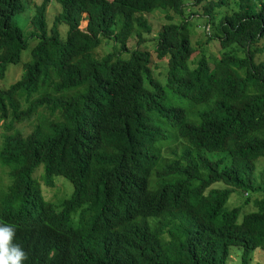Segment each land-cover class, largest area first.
Returning <instances> with one entry per match:
<instances>
[{"label":"trees","instance_id":"obj_1","mask_svg":"<svg viewBox=\"0 0 264 264\" xmlns=\"http://www.w3.org/2000/svg\"><path fill=\"white\" fill-rule=\"evenodd\" d=\"M27 1L0 0V78L29 55L0 89V224L22 264H227L232 247L250 262L264 249V0L222 17L230 0H51L52 27L43 0L32 45L14 22ZM159 9L180 19L155 34ZM197 19L219 55L195 47ZM234 194L256 210L229 209Z\"/></svg>","mask_w":264,"mask_h":264},{"label":"rangeland","instance_id":"obj_2","mask_svg":"<svg viewBox=\"0 0 264 264\" xmlns=\"http://www.w3.org/2000/svg\"><path fill=\"white\" fill-rule=\"evenodd\" d=\"M43 0H28L25 2L26 5V11L23 14H19L18 16L15 17V24L19 27L22 28L24 37L29 40V43L32 45V39H29V33L30 30H32L31 24H30V19L34 15L36 8L40 7L41 3ZM237 3L238 0H230L228 2V6L226 9L221 10L219 12L220 14L218 15L219 17L230 15L233 11L236 10L237 8ZM197 10V8L195 9ZM61 13V7L59 5H56L53 1L51 3H48L47 5V10H46V20L48 27H52L54 24V19L56 16H58ZM167 16L172 17L174 22L179 21V17H177L173 12H168L166 13L163 9H159L155 12H152L150 15L146 16V20L149 23V25L152 28V32L155 34L158 33L163 25L168 24L169 20L167 19ZM196 30L194 31V37H193V43L197 49H199V52H204L206 56H211V55H219L221 52L218 51L214 46L213 43H205V36L204 32L208 30V27L205 26V20L204 19H197L195 20ZM84 22H82L81 28H84ZM68 27L66 25H58V30L60 31L62 36H66ZM132 44L135 42V39H132ZM202 41L203 43L199 46H197V42ZM262 45V44H261ZM106 53L105 49L100 47L97 51L96 54L99 57L104 56ZM29 60V55L24 54L20 61L16 64H12L7 72L5 77L0 78V89L3 88H8L12 83H14L16 80H18L24 69V64ZM162 64V62H161ZM160 65V67L164 65ZM159 69H157L156 72H158ZM164 70V68H162ZM162 78V77H158ZM3 122L0 123V126H2ZM259 171H258V181L260 180L259 183L261 182V177H260V172L264 170V163H261L259 166ZM60 191L58 193V200L64 201L66 200L71 192H73V189L70 188V185L64 181H61L59 184ZM264 197V190H260V193L257 194L252 198V200H261ZM245 196L242 195H233L231 196L229 200V209L233 208H240L241 210V215H244L246 213H250L256 210L254 206V202L250 201V203H245ZM56 203V202H55ZM56 205H60V203H56ZM253 259L248 262L247 264H264V249H258L253 251L252 253ZM241 250L238 247H232L231 248V254L227 260V264H241Z\"/></svg>","mask_w":264,"mask_h":264},{"label":"clouds","instance_id":"obj_3","mask_svg":"<svg viewBox=\"0 0 264 264\" xmlns=\"http://www.w3.org/2000/svg\"><path fill=\"white\" fill-rule=\"evenodd\" d=\"M15 227L0 224V264H22L27 258L25 251L13 243Z\"/></svg>","mask_w":264,"mask_h":264}]
</instances>
